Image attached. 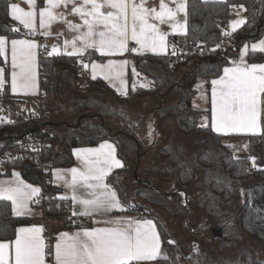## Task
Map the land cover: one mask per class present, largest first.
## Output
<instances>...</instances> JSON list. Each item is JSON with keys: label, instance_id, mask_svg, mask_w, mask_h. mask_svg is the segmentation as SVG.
I'll use <instances>...</instances> for the list:
<instances>
[{"label": "trees", "instance_id": "obj_1", "mask_svg": "<svg viewBox=\"0 0 264 264\" xmlns=\"http://www.w3.org/2000/svg\"><path fill=\"white\" fill-rule=\"evenodd\" d=\"M13 1L0 0V35L8 38L22 34L20 30L11 31L17 28L10 18L9 5ZM38 4L44 5L42 0H38ZM241 4L247 10L246 22L231 35H225L233 5ZM187 24V34L170 36L171 44L175 43L177 47L201 44L207 48L205 54L188 57L175 64L167 55L137 56L138 69L153 79V86L131 90L122 98L101 78H89L87 89H82L78 84L79 57L63 53L44 57L40 62V72L48 78V82L41 85L42 104L47 110L44 121L50 132L45 157L51 160L52 169L72 166L74 147L96 145L104 140L114 141L125 166L113 171L108 177L109 182L122 203L129 207L128 213L135 208L148 218L156 219L166 250V257L159 259V264H189L184 255L188 256L191 264H264V131L262 135L218 134L210 124H200L201 112L194 107L193 101L197 84L205 82L208 85L212 78L222 74L225 66L238 60L244 43L264 36V0H188ZM224 43L227 45L224 46ZM217 45L220 47L217 48ZM94 57H97L95 53H88L83 58L91 62ZM191 59H194V66L188 68L186 65ZM247 60L249 63L263 62L264 54L251 53ZM2 61L0 56V63ZM6 76L9 77L8 67ZM67 76L70 78L69 88L81 93L74 106L67 110L69 115H62L65 106L62 107L59 96L61 87L65 86L62 81ZM5 89V95H9L7 86ZM171 93H178V99L164 105ZM147 95H155L160 100V105L152 111L156 124L163 120L172 122L183 137L193 140L195 152L191 151L186 141L170 139L159 144L157 132L154 141L145 145L138 135L139 126L130 129L132 119L127 115V109L136 99ZM105 96L113 99L114 107L103 99ZM3 106L7 113L14 111V104L7 99L3 101ZM112 117L122 123L124 130L113 131L107 122ZM52 122H59L64 127L59 129ZM38 131L39 118L35 113H28L15 123L0 125V155L10 148L24 153L22 157L4 160L2 165L6 169L2 171L0 165V175L10 174L13 168H21L26 179L41 182L37 154L23 145L24 139L37 135ZM235 137L248 139L250 155L258 158L259 168L250 167L249 156L235 155L228 142ZM123 144L130 150H138V146H146V152L156 149L164 163L146 166L144 171L147 174L173 179L180 190L190 186L200 190L194 210L206 214L211 220L212 227L206 229L205 234L193 235L188 244L176 239L170 225L176 219L185 217L187 207L175 201L173 193L164 192L147 182H140L131 193L127 192L123 176L128 165L122 152ZM59 192L60 188L50 180L44 184L46 215L64 216L67 227H77L78 223L72 222L68 214V201L59 199ZM32 222L29 217L15 216L11 211V202L0 201V240L14 239L16 228ZM243 235L257 243L260 248L258 254L246 247H236ZM169 240L175 241L169 244ZM209 241L212 243L209 244Z\"/></svg>", "mask_w": 264, "mask_h": 264}, {"label": "snow or ice", "instance_id": "obj_2", "mask_svg": "<svg viewBox=\"0 0 264 264\" xmlns=\"http://www.w3.org/2000/svg\"><path fill=\"white\" fill-rule=\"evenodd\" d=\"M42 2L46 6L40 7L37 0H26L28 10L11 3L10 18L35 32L38 17L39 27L44 30L42 34L45 36L51 35L50 28L54 22H65L70 31L77 33L71 40L63 41L65 50L69 46L72 49L66 52L69 56H82L90 48L102 56H122L125 52L142 54L145 51L160 54L168 48L166 38L169 33L162 31L159 25L168 24L173 33L186 34V0H172L174 7L160 0L159 10L146 7V0H139V3L137 0H81L79 5H76L75 0ZM68 4L73 5L72 14L78 15L82 23L68 21L63 13L54 11ZM236 7L233 5V8ZM238 7L244 9L242 4ZM180 13H184L183 20L178 19ZM244 23V19L231 21L232 31L235 32ZM11 31L19 32V28ZM224 34L231 35L227 32ZM130 41L139 47H129ZM8 44V38L0 35V56L5 55ZM10 45L12 93L27 95L35 92L38 45L29 39H11ZM257 52L264 54V40L251 45V53ZM53 53L58 54L55 45L49 55ZM251 53L249 46L245 45L239 60L233 61L231 67H224L223 74H218L217 78L210 81L211 128L217 133L256 134L260 131L261 104L264 103V63H248L244 57ZM176 54L177 49L173 46L172 55ZM128 64L126 59H110L107 64L93 63L92 79H96L99 70L105 80L119 81L123 89L126 86L124 76ZM84 67L88 68V65ZM132 72L139 75L135 67ZM4 84L5 70L0 68V89L4 88ZM121 94L126 96L127 91ZM204 120L207 121V117ZM74 151L84 168L66 170L71 174L70 180L57 176L64 180L71 192L70 196H61L59 199H71L74 205L80 206L73 211V215L108 218L95 221L106 225L104 227L82 229L72 234L59 233L54 245V264H147L157 260L161 256L162 241L153 220L111 216L114 211L130 210L118 198L116 190L105 182L113 168L123 167L121 160L116 158L115 146L105 142L97 149ZM250 159L255 166V158ZM12 176V180L0 181V201L11 202V211L15 216L30 214L32 209L29 205L39 203L34 198L39 196L41 190L25 183L19 173L13 172ZM43 231L42 226H21L15 229L14 239L0 240V264H46V256L51 253L46 252L47 245L41 235ZM168 243L173 244L174 241L169 240Z\"/></svg>", "mask_w": 264, "mask_h": 264}, {"label": "crops", "instance_id": "obj_3", "mask_svg": "<svg viewBox=\"0 0 264 264\" xmlns=\"http://www.w3.org/2000/svg\"><path fill=\"white\" fill-rule=\"evenodd\" d=\"M216 1H224V0H216ZM75 2H76V5H79L81 3V0H75ZM12 3H16L17 5H19L21 8H24L25 10H28V8H29L28 4L26 3V0H14ZM137 3H139V0H137ZM165 3H168L169 7H174L175 6L174 3H172V0H165ZM37 4H38V0H37ZM159 4H160V0H146L145 6L148 7V8H156L157 10H159ZM186 4H188V0H186ZM44 6H46L45 3H44V5H42L40 7H44ZM72 7H73L72 4H68L67 7H64L63 5H61V7L55 9L54 11L57 12V13H63L68 21H71V22L76 23V24L82 23V21H81V19H80V17L78 15L72 14ZM239 10H241V9H239L238 6L236 8H232L231 13H230L229 22H228V27L231 26L230 22L233 21L235 13L237 15L235 17L236 19H244V21L246 22V20H247V10H246V8L241 10V11H239ZM238 12H240V13H238ZM178 19L183 20L184 19V13H180L178 15ZM186 19H187V17H186ZM12 20L14 21V23L16 24V27L19 28V30L21 31L22 34H21V36L16 37V38H8L7 37L8 40H9V44H8V46L5 49V55L1 56L3 61L0 63V68H3L5 70V84H4V88L0 89V95L1 94H5V92H6L5 91L6 90L5 87L6 86H7V90H8V94L9 95H12V96L25 95V94H23L21 92L12 93V91H11V72H12V68H11V45H10V41H11V39H29V40L35 41L36 44L38 45V47L36 49V52H37L36 85L37 86H36L35 92H30L29 94H27L28 96H35V95H38L40 92H42L41 85H42L43 82H45L44 77L41 75V72H40V56H39V54H40V45H39L37 39L29 37V35H28L29 30L28 29H25L23 27V25H21L18 21L14 20V19H12ZM152 22L158 23L156 21H152ZM243 25L244 24L240 25L237 29H239ZM159 27H160V29L162 31H165V32L169 33V35L166 38L167 39V43H168V48H167L165 53L154 54V53H152L150 51H145L142 54H136L133 57H129L127 55V52H125L122 56H119V55H117V56H102L98 51L90 48V49H87L82 56L79 55V54L78 55H73V56H77V57L80 58V57H84L88 53L89 54L90 53H95L97 55V57H94L91 62L85 61L86 64L88 65V70H89V75H90L89 78H92L91 65L93 63H96V64H107V62L110 59L111 60H117V61L124 60V59L128 60L129 64L125 68V76H124V80L126 81L125 88L121 89L119 81L110 82L108 80H105L103 78V75L99 74V70H98V74H97V77H96V78L103 79L110 87H112L116 91V93L118 94V97L122 98L123 96H125V95L121 94L123 91L126 90L127 94H128L131 90H135V89L141 87V86H135L136 85L135 84V80H136V83L139 84L140 81H142V80L144 81V79H145V77L142 76V73L138 69V65H137V62H136V57L139 56V55H149V54H152V55H165L166 56L167 52H168V50L170 48H172L173 46L177 47V45L175 43L171 44L170 36L186 35L187 31H188V24H186V34L173 33L171 28H170V26L168 24L159 25ZM84 30L85 29H81V31H84ZM50 31H51V35H48V36L51 37V47H50L49 53L52 51V48H53L54 45L58 47V54H62V53L66 54V52H70L72 50L70 46L65 50L64 45H63V41L65 39L71 40L75 35H77V33L73 32V31H70L68 29V26H67V24L65 22H63V21L54 22L51 25ZM35 32L37 34H42L44 32V30L40 29V27H39L38 17H37L36 31ZM232 32L233 31H231V30L229 31V33H232ZM261 40H264V36L262 38L256 40V41L244 43L242 45L240 51H239L238 60H239L240 55H241V50L245 47V45H248L249 46V50H251V45L258 43ZM77 44L79 46V42H77ZM130 44H135V42L134 41H130L129 45ZM226 45H227V43H224V46H226ZM135 46L139 47L138 45H135ZM53 54L57 55V53H53ZM247 57H248V55H245L244 59L248 62ZM193 62H194V59L193 60L191 59L190 61H188L187 65H192V64H194ZM256 63H264V61L263 62H256ZM231 66H232V63L230 65L225 66V67H231ZM7 67H8V70H9V77L8 78L6 76ZM133 67H135L136 72L139 75H134L133 74V72H132V68ZM183 68H185V66ZM222 74H223V72H222ZM146 76H148V75H146ZM149 78H151V77H149ZM212 79H215V78H212ZM152 81H153V79L151 81H147L149 86H146L145 88L152 87L153 83H154ZM84 82L85 81H83V83ZM83 83H82V85H83ZM82 85H81V87H82ZM204 85H205V88H206L207 97L205 99V102L203 103L202 109L199 110L201 112L200 120L204 122V125L205 124L206 125L207 124L211 125V87L212 86H211L210 82H209L208 85L206 83H204ZM118 89H120V91H118ZM197 92H198V90H197ZM147 96H148V98H149V100L151 102L150 103V105H151L150 108L148 107L149 108L148 114H149V113H152L153 109L158 105V103H160V100H159V98L157 96H154V95H147ZM262 100H264V98H262ZM1 105L2 104L0 102V106ZM143 106H144V104H143ZM194 106H195V101H194ZM13 107L15 109V106H13ZM13 115H14V111L12 113H9L10 117H13ZM263 116H264V103L261 104L260 131L258 133H256L258 135H262L263 131H264V124H263V118L264 117ZM205 117H207V121L204 120ZM51 124H54V126H56L59 129L64 127L63 124H60L59 122H52ZM218 134H222V135H234V134H237V135H254L253 133H229V134L218 133ZM229 140H231V141H234V140H246L248 142V139L245 138V137H235V138H231ZM105 142L111 143V144H113L115 146V148H116V158L121 160V162L123 164V167L125 166L124 159L119 155L118 146L112 140H104V141H101L100 143H98L96 145L74 147L72 149V154H73V157H74V164L72 166L54 167L51 170V173H50V179L49 180L52 182L53 185H55V186L60 188V192L58 193V197L65 196V195L70 196L71 192L65 186L64 180L63 179H58L57 176L58 175L59 176H64L65 178L70 180L71 174L68 173L66 170L74 168V167L78 168V169H83L84 168V165H83L82 161L75 155V151L74 150H77V149H97V148H99V146L102 143H105ZM252 157L255 158V156H253V155H252ZM5 169L6 168L4 167V165H1V170L5 171ZM117 169H120V168H113V170L111 171L109 176L112 174L113 171H115ZM13 172L19 173L20 179H22L25 183L31 184L34 187L40 188L41 191H40L39 196L42 194V192H43L42 184L34 183V182H31L28 179H26L24 177L23 173H22L21 168H13L11 170L10 174H8V175L7 174L0 175V181H8V180L14 179V177L12 176ZM108 177L106 178L105 182L107 184L111 185L110 182H109ZM111 187H112V185H111ZM81 191L83 192V190H81ZM38 197H35L34 199H37ZM186 199H188L187 194H186ZM67 201H68V214H69V216H71L72 222L78 223L77 227H67L66 221H65L66 219H65L64 216H47L46 213H45V209L41 205H38L37 203H31L29 205V207L32 209L31 213L24 215V217L31 218L33 222L31 224H29V225H23V226H25V227H27V226H42L44 231L41 233V235H42V237L44 239H45L46 232L49 229L51 231V233L53 234V236H54V245L56 243V239H57V236H58L59 233L67 232L69 234H72V233H75V232H77L79 230H82V229H91V228L106 226V225H104L102 223L101 224H97L95 221L96 220H104V219H107L108 217H105V216L90 217V216H83V215H73V211L79 209L80 206L78 204L74 205L71 199H67ZM129 214L130 213H128V211H124V212L114 211L113 213H111V216L112 217H131ZM191 214H193V213H190V216H191ZM133 219H135V218H133ZM146 219L153 220V222L157 225V231L160 232L159 228H158L157 221H156L155 218H146ZM89 224H91V225H89ZM189 230H190V236L199 235V234H205L204 230H202V229L200 230L196 226H190ZM161 241H162V244H161V256L155 261L147 262V264H159L158 260L161 259V258L166 257V250H165V247H164V244H163L162 236H161ZM236 247H241V248L242 247H246V248H249L250 250L256 249V250L260 251V248L257 245V243H255L253 240H251L249 237H247L245 235H243L240 238L239 242L236 243ZM46 264H54V250H53V256H52L51 260H49L48 257L46 256Z\"/></svg>", "mask_w": 264, "mask_h": 264}, {"label": "rangeland", "instance_id": "obj_4", "mask_svg": "<svg viewBox=\"0 0 264 264\" xmlns=\"http://www.w3.org/2000/svg\"><path fill=\"white\" fill-rule=\"evenodd\" d=\"M245 9V7H244ZM241 11V10H239ZM240 13V12H238ZM239 15V14H238ZM236 13L234 15V20H237ZM232 31L231 26L228 27L227 33L229 31ZM194 63V62H193ZM188 68H192L194 64L192 65H186ZM183 72V67L181 68V71L179 74ZM142 76L145 77L144 81H140V83H136L135 80V86H141L144 85V87L149 86L147 81H151L152 79L149 78V76H146L142 73ZM44 83L48 82V78L44 76ZM136 78V77H135ZM69 76L66 77V79H63V83H65V86L61 87V95L59 96V100L62 104V107H64L63 113L69 115V111H67L69 108L74 106L75 102L77 101L78 96L81 92H75L74 90L69 88L70 82H69ZM85 78L79 77L78 84L81 86ZM153 82V81H152ZM151 82V83H152ZM205 82H201L196 85V89L198 92L193 98V101H195V108L198 110L202 109L203 103L205 102V99L207 97L206 88L204 85ZM198 85H202L198 87ZM71 86V85H70ZM74 91V92H73ZM64 93V95H63ZM155 96V95H154ZM104 100L109 101V106L114 107V101L111 99V97H103ZM178 99V93H171L166 98V103L164 105L172 104ZM150 100L148 96H142L138 99H136L134 102H132L127 109V115L130 116L132 119V125L130 129H133L137 126H139V137L141 141L145 145H149V143L154 141L156 132L159 135V144H164L165 142H168L170 139L174 141H186V143L190 146L191 151L195 152L196 148L193 145V140L188 137H183L175 128L174 124L172 122H167L166 120L161 121L159 125L156 123V119L152 113L148 114V110L150 108ZM144 104V106H143ZM160 105V103H158ZM157 105V106H158ZM149 107V108H148ZM66 111V112H64ZM205 115V114H204ZM207 115V114H206ZM79 115H76V118ZM76 118L74 120H76ZM108 124L111 125L114 132H119L124 130L125 127L122 126V123L115 117L108 119ZM200 124L204 125V122L200 120ZM151 133V135H150ZM234 150V153L238 157L242 156H249V158L252 157L250 155L249 151V144L246 140H234L228 141ZM246 146V147H245ZM147 147L142 146L140 149L135 150L132 148V150L128 149L126 145H122V152L125 156L126 163L128 165V170L124 174V182L126 185V190L128 193H131L132 190L136 187H138L141 183L140 182H147L149 184H152L155 187H158L164 192L167 193H173L175 195V201H179L180 203H183L187 207V213L185 217L176 219L174 223H172L171 229L173 228L174 235L176 236L177 240H180L181 242H184L188 244L189 239H191L192 236H190V226H196L198 229L204 230V233L206 232V229L212 227V223H210V218L206 214L199 212L197 210H194V202L195 199L198 197L200 190L194 189L192 186L185 190H180V187L176 184V182L173 179H165L159 175H151L147 174L144 171V168L146 166H152V165H160L164 163V161L157 155L156 149L148 150L146 152ZM264 155V154H263ZM254 156V155H253ZM253 158V157H252ZM252 168H259L258 166V158L255 157V166H253V161L250 159ZM183 193L184 195H181ZM186 194L188 196V199H186ZM190 213L191 214L190 216ZM164 220V218H162ZM202 225H205L202 227ZM187 240V241H186ZM210 242V241H209ZM208 242V243H209ZM210 242L209 244H211ZM215 242H213L214 244ZM216 246V244H214ZM249 247V246H248ZM250 248V247H249ZM251 249V248H250ZM257 254L259 253V250L252 249Z\"/></svg>", "mask_w": 264, "mask_h": 264}, {"label": "built area", "instance_id": "obj_5", "mask_svg": "<svg viewBox=\"0 0 264 264\" xmlns=\"http://www.w3.org/2000/svg\"><path fill=\"white\" fill-rule=\"evenodd\" d=\"M29 37L37 39L40 45V62L41 60L49 55L50 47H51V37L45 36L43 34H37L36 32L29 31ZM129 47H136L135 44H130ZM177 49V54L172 55L173 47L170 48L167 52V56L171 59L172 64L181 63L185 61L188 57L194 58L196 56H203L207 50L206 46L204 45H197L191 47H175ZM129 57H133L136 54L131 52H127ZM86 64L83 57H80L77 62V70L80 74V77L85 78V82L82 85V89H87V80L89 79V70L85 68L84 65ZM45 78V77H44ZM123 96V95H122ZM7 99L11 101L14 106V115L13 117L9 116V113L5 111L3 106V101ZM0 125L8 123L17 122L20 118H23L28 113H35L39 118V131L37 135L30 136L23 141V145L25 148L33 149L37 154V165L40 169V177L43 186L42 194L37 198L39 200L38 205H41L44 209H46L44 205V184L50 179V173L52 170V163L51 160L45 157V148L49 145L48 138L50 137V132L45 126L44 117L47 113L46 108L42 104V92L35 96H28V95H21V96H12V95H0ZM24 153L22 151L16 149H7L0 155V165L3 164L4 160L9 158H16L22 157ZM252 167V164H250ZM132 218L135 219H146L148 216L145 213L138 212L135 208H131L130 214ZM71 217V216H70ZM47 248L46 252L51 253V255H47L48 259L51 260L53 256L54 250V236L51 231L48 229L44 239ZM186 261L191 264L190 259L188 256L184 255Z\"/></svg>", "mask_w": 264, "mask_h": 264}, {"label": "water", "instance_id": "obj_6", "mask_svg": "<svg viewBox=\"0 0 264 264\" xmlns=\"http://www.w3.org/2000/svg\"><path fill=\"white\" fill-rule=\"evenodd\" d=\"M138 148L140 149V146H138Z\"/></svg>", "mask_w": 264, "mask_h": 264}]
</instances>
